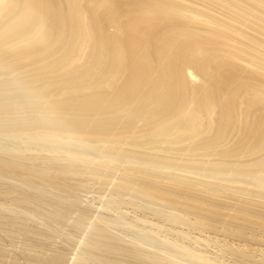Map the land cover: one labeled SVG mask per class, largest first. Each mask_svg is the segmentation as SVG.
Returning <instances> with one entry per match:
<instances>
[{"label":"bare ground","instance_id":"6f19581e","mask_svg":"<svg viewBox=\"0 0 264 264\" xmlns=\"http://www.w3.org/2000/svg\"><path fill=\"white\" fill-rule=\"evenodd\" d=\"M261 39L264 0H0V264H264Z\"/></svg>","mask_w":264,"mask_h":264},{"label":"rangeland","instance_id":"374dc122","mask_svg":"<svg viewBox=\"0 0 264 264\" xmlns=\"http://www.w3.org/2000/svg\"><path fill=\"white\" fill-rule=\"evenodd\" d=\"M207 17V16H206ZM207 19H209V20H214L213 22H215L216 24H218L219 26L221 25V21L220 20H215V19H213V18H210V17H207ZM241 21H242V19H240ZM239 20V21H240ZM243 22V21H242ZM215 23H213V24H215ZM247 24V23H246ZM232 28H236L235 26L234 27H232ZM259 45L260 46H264V39H261L260 40V43H259ZM222 47H224V48H222ZM222 47L221 48H217V50L218 51H226V48L228 47V45H222ZM242 49V50H241ZM239 51H236V52H233V53H231V55L230 56H232V57H230V56H226L228 59H225V61H228L229 59H232L233 57H236V58H240V56L239 55H248L249 56V54H247V52L248 53H251V54H254V55H256V57H258V58H260V59H262L263 61H264V52L260 49V48H258V49H256V48H248V47H246V46H244V49L243 48H241ZM259 71V70H258ZM260 72L262 73V74H264V70H260ZM243 83L244 84H248V85H246V89L247 90H251V88L252 87H254V88H257L258 87V85H259V81L258 80H251L250 82H247V81H243ZM258 89V88H257ZM260 92H259V95L261 96V97H264V89H258ZM251 92V91H250ZM190 135V133L189 134H187L186 136H189ZM180 137V136H179ZM126 142H139V140H137V139H134V140H132V139H129V140H127ZM99 145V144H98ZM139 151V150H138ZM254 160H256L257 161V159L255 158ZM172 168V166L170 167V169ZM80 195H81V197H82V200L84 201V202H87V201H90L91 203L93 202V204H92V206L94 207V205L96 204V202H97V200H96V198H97V195L96 194H92V193H90V194H83V193H79ZM83 204V203H82ZM120 211H123V212H129L128 214V216L129 217H134L135 215H142V214H144V213H141L139 210H134V212L132 213V207H128L127 205H123L122 206V209H120ZM128 216H126V217H128ZM134 220V219H133ZM110 231H112V232H114V233H117L116 232V230L115 229H112V230H110ZM161 235H162V232H161ZM251 247H253V248H255V249H258V245H252ZM264 249V248H263ZM68 256L69 257H72L73 256V253L74 252H72V250H70V249H68ZM80 264H97V263H95L94 261H92V260H90V259H85V260H83Z\"/></svg>","mask_w":264,"mask_h":264}]
</instances>
